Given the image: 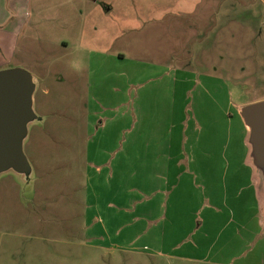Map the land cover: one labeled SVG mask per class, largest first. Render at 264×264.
Wrapping results in <instances>:
<instances>
[{
  "label": "rangeland",
  "instance_id": "374dc122",
  "mask_svg": "<svg viewBox=\"0 0 264 264\" xmlns=\"http://www.w3.org/2000/svg\"><path fill=\"white\" fill-rule=\"evenodd\" d=\"M196 1L26 0L28 13L17 36L11 34L5 43L0 39V68H22L36 79V118L28 121L23 141L32 172L18 176L9 170L0 179V231H4L0 235V264H176L149 255V251H98L83 238L84 221L78 203L73 202L78 199L73 188L80 186L88 64L96 54L115 56L118 63L113 67L120 74L135 67L154 77L164 75L161 82L170 91H164L166 98L162 95L161 102L175 106L176 118H191L197 128L216 120L220 130L231 96L230 132L224 140L235 148L239 161L247 159L256 165L251 128L242 109L264 100V26L260 25L264 8L245 0L249 2L235 10L231 7L227 13L216 14L215 22H207L206 14L177 12L194 8ZM7 3L8 25L18 17L11 10L14 0ZM80 55L86 66L77 73L68 62ZM122 80L120 77L119 82ZM190 138L195 139L194 135ZM218 144L215 156H206L215 164L219 163ZM34 194L32 208H26L22 201ZM66 209L74 213L70 234L61 229L66 224ZM29 212L33 224L37 215L38 225L27 232L23 218ZM51 214L56 216L54 222ZM51 223L56 224L55 229ZM22 231L29 234L20 237Z\"/></svg>",
  "mask_w": 264,
  "mask_h": 264
},
{
  "label": "crops",
  "instance_id": "0c3cea01",
  "mask_svg": "<svg viewBox=\"0 0 264 264\" xmlns=\"http://www.w3.org/2000/svg\"><path fill=\"white\" fill-rule=\"evenodd\" d=\"M7 1L0 0L3 42L17 36L28 13L26 0H14L11 10L18 19L7 25ZM253 1L264 8V0ZM245 2L197 0L194 8L177 12L206 14L207 22H215L216 14ZM116 59L96 54L88 64L85 148L79 153L80 186L73 188L86 244L113 254L149 251L176 264H264V174L247 159L239 161L224 140L230 132L231 96L220 130L216 120L197 128L191 118H176L175 106L161 102L164 91H170L162 83L164 75L135 67L120 74L113 67ZM215 143H220L218 164L206 157L215 156ZM35 198L22 203L29 208ZM66 212L61 229L70 234L73 212ZM28 214L23 218L27 232L38 225L37 215L33 224ZM55 217L51 214L53 222ZM26 231L18 235L25 237Z\"/></svg>",
  "mask_w": 264,
  "mask_h": 264
},
{
  "label": "water",
  "instance_id": "95a60500",
  "mask_svg": "<svg viewBox=\"0 0 264 264\" xmlns=\"http://www.w3.org/2000/svg\"><path fill=\"white\" fill-rule=\"evenodd\" d=\"M34 91L33 76L27 70H0V174L11 169L24 174L31 172L23 141L28 133V121L36 118ZM242 115L251 128L252 156L264 174V100L245 106Z\"/></svg>",
  "mask_w": 264,
  "mask_h": 264
},
{
  "label": "clouds",
  "instance_id": "9594fccd",
  "mask_svg": "<svg viewBox=\"0 0 264 264\" xmlns=\"http://www.w3.org/2000/svg\"><path fill=\"white\" fill-rule=\"evenodd\" d=\"M68 66L74 72H81L85 68V61L82 55L74 57L73 59L69 60Z\"/></svg>",
  "mask_w": 264,
  "mask_h": 264
}]
</instances>
